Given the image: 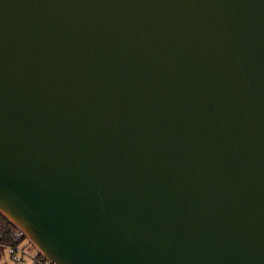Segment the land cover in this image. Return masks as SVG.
I'll return each mask as SVG.
<instances>
[{"label": "water", "instance_id": "1", "mask_svg": "<svg viewBox=\"0 0 264 264\" xmlns=\"http://www.w3.org/2000/svg\"><path fill=\"white\" fill-rule=\"evenodd\" d=\"M0 216L50 264H264V0H0Z\"/></svg>", "mask_w": 264, "mask_h": 264}, {"label": "trees", "instance_id": "2", "mask_svg": "<svg viewBox=\"0 0 264 264\" xmlns=\"http://www.w3.org/2000/svg\"><path fill=\"white\" fill-rule=\"evenodd\" d=\"M23 235L0 216V263L2 264H26L24 256L15 258V252L21 249ZM7 252V253H6ZM4 257V258H3ZM7 257V258H6ZM27 264H50L37 253Z\"/></svg>", "mask_w": 264, "mask_h": 264}, {"label": "rangeland", "instance_id": "3", "mask_svg": "<svg viewBox=\"0 0 264 264\" xmlns=\"http://www.w3.org/2000/svg\"><path fill=\"white\" fill-rule=\"evenodd\" d=\"M9 223V222H8ZM10 224V223H9ZM11 225V224H10ZM15 228V227H14ZM24 237V236H23ZM26 239V238H25ZM22 248L20 249V253L24 256V259L26 261V264L28 262L31 261V258H34L37 256V252L35 250V248L30 244V242L26 239L22 241L21 244ZM7 253V252H6ZM20 253H18V255H20ZM4 258V257H3ZM7 258V257H6ZM2 264V263H0Z\"/></svg>", "mask_w": 264, "mask_h": 264}, {"label": "built area", "instance_id": "4", "mask_svg": "<svg viewBox=\"0 0 264 264\" xmlns=\"http://www.w3.org/2000/svg\"><path fill=\"white\" fill-rule=\"evenodd\" d=\"M18 231V230H17ZM20 250L18 249L17 252H15V258H20V256H22V254L19 252ZM18 253H20V255H18ZM33 258H31L32 260ZM48 262V261H47ZM49 263V262H48Z\"/></svg>", "mask_w": 264, "mask_h": 264}]
</instances>
